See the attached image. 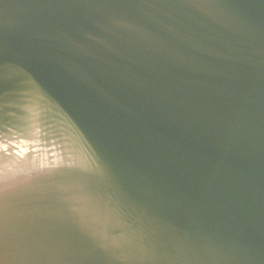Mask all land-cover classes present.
Masks as SVG:
<instances>
[{"label": "water", "instance_id": "1", "mask_svg": "<svg viewBox=\"0 0 264 264\" xmlns=\"http://www.w3.org/2000/svg\"><path fill=\"white\" fill-rule=\"evenodd\" d=\"M0 264H264V0H0Z\"/></svg>", "mask_w": 264, "mask_h": 264}]
</instances>
